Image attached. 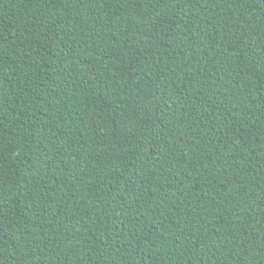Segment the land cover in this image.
I'll list each match as a JSON object with an SVG mask.
<instances>
[{
    "label": "trees",
    "instance_id": "trees-1",
    "mask_svg": "<svg viewBox=\"0 0 264 264\" xmlns=\"http://www.w3.org/2000/svg\"><path fill=\"white\" fill-rule=\"evenodd\" d=\"M0 264H264V0H0Z\"/></svg>",
    "mask_w": 264,
    "mask_h": 264
}]
</instances>
